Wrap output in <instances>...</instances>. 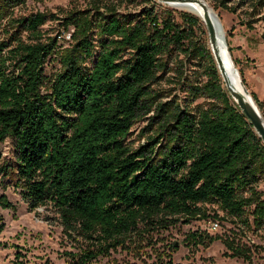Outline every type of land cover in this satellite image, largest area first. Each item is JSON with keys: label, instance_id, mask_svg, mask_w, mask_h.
<instances>
[{"label": "trees", "instance_id": "obj_1", "mask_svg": "<svg viewBox=\"0 0 264 264\" xmlns=\"http://www.w3.org/2000/svg\"><path fill=\"white\" fill-rule=\"evenodd\" d=\"M242 1L250 17L261 15L264 0ZM26 2L0 0V144L14 146L11 158L0 149V187L19 189L30 211L51 207L65 235L96 245L67 264H91L154 217L189 222L202 204L264 230V144L224 87L209 42L195 40L198 17L181 13L179 24L156 0H87L62 16H16ZM49 21L70 33L67 47L42 31ZM51 60L59 69L49 77ZM201 61L199 81L192 67ZM174 70L184 101L157 102L166 95L155 87ZM201 98L206 104L192 107ZM151 112L154 133L131 147L132 126ZM0 208H13L4 194ZM220 242L227 257L251 264L248 249Z\"/></svg>", "mask_w": 264, "mask_h": 264}, {"label": "rangeland", "instance_id": "obj_2", "mask_svg": "<svg viewBox=\"0 0 264 264\" xmlns=\"http://www.w3.org/2000/svg\"><path fill=\"white\" fill-rule=\"evenodd\" d=\"M86 1L27 0L25 5L15 9V14L18 17H25L37 12H46L62 16L64 11L72 8H84ZM204 1L217 14L226 45L232 48V57L239 62L235 67L238 71L241 70L247 91L255 94L261 102L263 113L256 106L261 116L264 115V9L261 15L252 18L242 0ZM164 7L173 10L172 17L179 24L181 13L193 16L176 6H169L156 0V10L159 13ZM42 31L48 37L57 38L61 48L67 47L70 43V33L63 32L58 21L47 22L42 27ZM0 38H4V35H0ZM194 38L207 46L208 39L204 25L201 30H194ZM204 65L205 63L201 61L196 67H192L196 70L193 77L199 81L204 80L201 77ZM57 69H59L58 62L51 60L46 65V75L51 77ZM177 75L176 70L169 72L164 81L155 87L163 90V94L166 95L164 98H158L157 102L184 101L186 93L177 85ZM196 104L204 106L206 102L202 98L197 99L192 107ZM152 115L153 112L138 119L132 126L126 138V142L131 147L143 143L154 133L155 123L151 124L149 120ZM262 118L264 120L263 116ZM0 149L5 158L13 156L14 146L11 140L0 144ZM3 194L13 208L6 210L0 208L5 223L4 231L0 232V242L3 244L0 249L1 264H67L70 255H78L83 246L96 248L93 243H77L65 235L57 219L58 215L51 207L30 211L27 203L22 199L20 190L13 186H8L6 189L0 187V196ZM199 206L200 216L190 219L189 222L179 219L165 223L161 221L164 217L158 216L154 217L149 225L140 224L138 231L122 246L100 254L91 264H157L160 260L195 264H249L242 259L227 257V250L220 242V238H229L248 249L251 254V264H264V230L254 232L238 222L233 223L234 221L215 203ZM214 224L217 225L216 228L213 227ZM193 234L200 235L199 240L203 243L195 244L196 242L191 240Z\"/></svg>", "mask_w": 264, "mask_h": 264}, {"label": "bare ground", "instance_id": "obj_3", "mask_svg": "<svg viewBox=\"0 0 264 264\" xmlns=\"http://www.w3.org/2000/svg\"><path fill=\"white\" fill-rule=\"evenodd\" d=\"M199 2L197 3H175L174 6L178 7V9L189 12L196 17H198L203 22V16L206 14L208 18L210 19L214 29L216 30V38H217V44L214 47L216 52H220V58H222L221 65H220V74L223 78L225 84H229V86L238 94L242 95L244 99L252 104L255 108H257L256 104L254 103L252 99V95L247 91L243 92L244 85L241 84V79L239 75L237 76L235 74V71H238L237 68L234 66L231 57H227L226 53L224 51H221L222 49V43H225L224 38V32L223 28L219 22L217 14L210 8V6L204 1V0H196ZM217 22L220 24V28L218 27ZM209 46L212 51V46L209 43ZM244 83V82H243Z\"/></svg>", "mask_w": 264, "mask_h": 264}, {"label": "water", "instance_id": "obj_4", "mask_svg": "<svg viewBox=\"0 0 264 264\" xmlns=\"http://www.w3.org/2000/svg\"><path fill=\"white\" fill-rule=\"evenodd\" d=\"M158 1H161L164 4H167L169 6H174L175 3H197V4H199V2L196 0H158ZM217 24H218V27L220 28V24L218 22H217ZM203 25H204L205 30H206L208 42L212 46V53L211 54H212L213 60L215 62L216 68H217V70H220L222 58H220V56H219L220 52H216L214 49V47L217 44L216 30L214 29L210 19L208 18V16L206 14H204V16H203ZM221 46H222L221 51H224L226 53L228 59H229V57H231V56H230V53L228 51L226 42L222 43ZM235 74L238 76L239 71H235ZM239 77H240V75H239ZM240 79H241V77H240ZM240 81H241V84L244 85V83L242 82V79ZM225 88H226L228 94L230 95V97L232 98V100L234 101V103L237 105V107L240 109V111L246 116V118L248 119V121L252 125L253 130L255 131L257 136L261 139L262 143L264 144V120H263L258 108H255L252 104L248 103L244 99V97L242 95L238 94L237 92H235L229 86V84L227 85V83H226ZM243 92L244 93L247 92V88L245 87V85H244Z\"/></svg>", "mask_w": 264, "mask_h": 264}, {"label": "built area", "instance_id": "obj_5", "mask_svg": "<svg viewBox=\"0 0 264 264\" xmlns=\"http://www.w3.org/2000/svg\"><path fill=\"white\" fill-rule=\"evenodd\" d=\"M214 228H216L217 227V225L216 224H214V226H213Z\"/></svg>", "mask_w": 264, "mask_h": 264}]
</instances>
